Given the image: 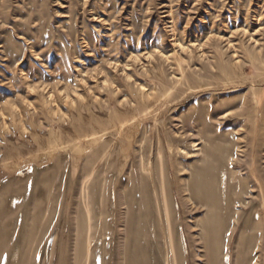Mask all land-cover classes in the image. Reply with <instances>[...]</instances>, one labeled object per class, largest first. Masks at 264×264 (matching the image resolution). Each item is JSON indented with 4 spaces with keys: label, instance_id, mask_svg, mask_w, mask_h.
I'll return each instance as SVG.
<instances>
[{
    "label": "rangeland",
    "instance_id": "1",
    "mask_svg": "<svg viewBox=\"0 0 264 264\" xmlns=\"http://www.w3.org/2000/svg\"><path fill=\"white\" fill-rule=\"evenodd\" d=\"M0 264H264V0H0Z\"/></svg>",
    "mask_w": 264,
    "mask_h": 264
}]
</instances>
